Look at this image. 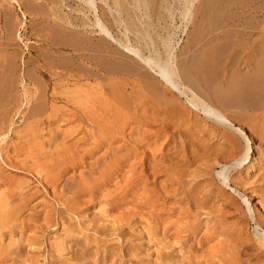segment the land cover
I'll use <instances>...</instances> for the list:
<instances>
[{"label": "rangeland", "instance_id": "1", "mask_svg": "<svg viewBox=\"0 0 264 264\" xmlns=\"http://www.w3.org/2000/svg\"><path fill=\"white\" fill-rule=\"evenodd\" d=\"M47 1L48 0H23L22 1L24 10L25 11L29 10V11L27 12L28 19L26 22V27L24 30H22V33L20 35L21 38H20L18 32H16V30L9 32L10 30H6L5 28H3V25H4L3 23L0 24V37L3 35L2 36L3 38L2 39L0 38L1 39L0 45L4 44L2 47L0 46V49H1L0 50V67H1V64L4 65L2 68H0L2 70L4 69V71L0 70V71H2V72H0L2 74V75L0 74V78H1L0 79V91H1L0 92V100L3 98L5 99V100L3 99L4 102H2L3 100H1V102H0V104H1L0 107L2 106L0 108V142L2 139L1 135L3 133L7 132L9 134L11 132L7 137L8 140L6 139V141L2 143L4 152H5V159L3 161L0 159V174L2 171H5V174L10 175V177H12V175H16V176H18V178L19 177H21V178L25 177V178L30 179L32 181L36 180L35 184H33V187L29 188V189L31 192L36 191V189L39 190L37 185L39 184V178L38 177L40 175L38 173V170H36V169H38V168H36V166H38V165H36V163H38L37 160H39V159L35 160V158H37L36 154L41 149L48 150V148H49L52 150L53 147H56V146L62 147V145L64 143L62 141L64 137H62V136H63V134H65L66 136H68L67 146L70 145V147L68 146V153L65 157L66 159L64 157L59 156L58 151L55 153L56 162H58V165L61 166L60 167L61 170H63V172L61 173L62 174L61 180L56 183L57 186L59 184H61L59 192L63 191L62 194H64V192H66L68 195L71 196L72 194H69V189L71 187H73L75 182L76 183L84 182V181L86 183H88L90 181L93 182V179H95L99 175L98 174L99 173L98 168L103 169V168H106V166H107V168H109V170L106 169V171L109 172V178L102 180V181H105V185L103 186L102 190L98 194H96L95 196H92V197H90L88 194H85V196L84 195L83 196L77 195V197H78V198L76 197L77 200L74 199L72 201V199H70L72 202L71 206H73V208H75L76 211H75V209L70 208L71 211L68 210L65 212V214H67V218L71 219L72 225H74L79 220L78 223H79L80 228L83 229V231H86L84 235L88 237V238H85V237L83 238L82 236H79V238L78 237H75V238L78 239V241H83V242H86V240H90V239H96V237H97V239L101 238L100 240L106 241L107 245H109V244L114 245L115 244L116 249L113 252H112V250L105 252V251H103V249L105 250V246H102V247H104V248H101L102 251L100 249H98L97 247H95L94 249L93 248L89 249V248H83L81 246L80 247L75 246L73 249L70 248V250H66L65 252H63L65 255L60 256L59 252L56 250L55 247H52V246L44 247V245L41 246L40 243H42L43 240L45 242H49V244L51 242H55V241H59V240L63 241L62 237L65 235L66 227L68 226V223L67 222L65 223V221H64V223H61L58 221L56 223L53 221L52 217H51L52 220L47 218L46 212L48 211V209L46 208V206H49V205L53 206L55 204V205H57V208L60 206L59 209L63 208L64 210H67L65 207H62L61 205H59L58 200H55V198L52 196V194H49V197H51L49 200L51 202L48 205L42 204L39 207V211L42 212V214H43V215H41L42 218H39L38 220H35L33 222L32 216H33V213L35 212V210H31L28 207H26L24 211L19 213V214H21V219H23L22 224H21V222L16 221V219H14V218L9 219L6 221V223L2 224L3 226H2V228H0V243H1L0 244V264H8V263L9 264H15L18 261H20V263H16V264H30L31 259L36 260V262L34 264H48V262H52V261H55L56 264H58V263H60V264H110L111 263L112 264V261H113V264H196V263L198 264L199 262H201L202 264H220V263H218V260H220V256L223 258L224 255H225V259H223L224 264H227L229 259H235V258H236L235 260H237L238 264H264L263 263L264 262V254H262L261 256H258L257 250L248 251L245 253H240L239 250L237 251V249L233 250V248H234L233 247L232 251H231L232 254L227 253L228 252L227 246H228V244H230V241L225 242L224 241L225 238L223 236H221V234L218 231L214 235L209 234V236H206L207 235V229L210 226L214 225V222H211L212 225L209 224L210 221L208 218H212L211 221H213L215 219V217H217V216H220V217L222 216V218H224L223 227H228V226H231L232 224H235L236 222H238L240 224L239 227L245 228L246 232H248L249 238L252 239V241L250 243H253L255 240H258V237H256L257 235H259L258 233H264V228L258 227V221H256V219L257 220L261 219L262 221L264 220L263 207L260 205V203H258V200L255 199V194L253 197H251L249 199L248 196L245 197L246 194L244 193V191L243 190L239 191V189L236 191H233L235 189L226 188L228 195L235 197V199L237 200V203L239 205H242L243 208H238L239 205L236 202L234 205H230L228 203L225 205L224 204V203H226L225 200L221 201L220 200L221 198L217 199L215 203H211L214 207L213 213H215V214L212 216H208V215L204 214L200 217V224H199V226L197 225L198 228L194 229L196 235H194L193 240L189 241L188 243H185L184 247L180 246L179 243H174V241L172 239H171V243H169L167 240L164 241L163 236L165 233V226H161V227L158 226L157 228H155V230H156L155 232L157 233V236H155L154 238L150 239L149 236L142 238L141 235L139 234V231H140V229H142V230L145 229L144 227L147 226L146 224H148L150 221V220H148L149 218L147 216L149 214L146 213V211H144L145 212V216L143 215L144 217L137 218V216H135L134 218L131 217L129 219L128 224H126L124 222L126 225V226L124 225L125 230H124V232L120 231L119 227L120 228L122 227L119 225L120 224V217H121L120 212L122 211L123 207L120 205L121 201H120V196H119V181L121 179V176L119 175V163H118L119 162V152H118L119 150L117 151V149H119L118 148L119 147V119H118L119 118V116H118L119 115L118 114L119 113V93H117V92H119V86H121V84L123 82V77H122L123 75H119V73H114V74H108L107 73L106 67L112 66V65L108 61H106V59L104 57H106L109 54H107V53L105 54V52L98 53L96 51L94 54H96V53H97L96 55L102 54L103 56L101 55V59H99L100 56L98 55L99 58L94 59L92 61L91 59H89L91 53L88 51L85 52V50L82 51L80 48H82V49H84V48L82 46H80L79 43L76 41V38L77 37L80 38V35H81V37L82 36L86 37L85 40H88L92 43L101 42V41H99V39H101V36L99 35V33L97 31L98 28L96 29V27L94 28V26L92 25V23H94V21L96 20L95 15H93V13H94L93 11L90 13V11L88 9H83V4L80 2V0H70V1L67 0L64 2H60L61 0H54L55 3L58 1L57 2L58 3L57 4L58 10H59L58 17L54 16V15L49 16V14L47 15L46 13L49 11V9H52L50 7H52L53 5L51 4L52 0H49L48 2ZM27 2H28V4H27ZM32 2H33V5H32ZM107 2H108V4H107ZM164 2H162V3L161 2H158V3L152 2L148 6L142 4L141 5L142 7H140V9H138V7H137L138 10H134L132 13H130L131 15H129L126 12H123V15H118L119 13H121L119 11L122 10L119 3H116L114 0H110V1L96 0L95 1V3L97 4L98 10H99V13H98L99 17L102 19L103 23L108 25V27L115 34H117L118 37L120 36L119 38H121L123 40H125V39L127 40L129 38L133 44L141 47L146 52L148 51L147 48H150V47H148L149 46L148 44H152V42L155 41L156 42V48L160 51V53L162 52L161 54L163 57H165V53H166L165 52L166 51L165 43L168 41L166 44L167 45L169 44L168 45L169 47H172V49H175V55L177 54L175 56V58L178 57L175 59L177 64L175 63V61H174V63L176 65V67H178V70L180 72V75H181L183 82L186 83V80L184 81V79H187L186 85L189 86L190 88L192 87L191 89H194L193 86H196L195 89L196 90L199 89L202 92L201 93L200 91L197 92L194 90L199 95L204 93V96H205L206 95L205 93L209 92L210 96H213V98L215 99L214 92L216 93V90H218V86H219V85L218 86L216 85V81L217 82L220 81V82H218L219 84L221 83V78L224 79V77H222L223 73H224L223 76L225 74L229 73L227 75L229 78L228 81L231 80L232 76H236L237 74L238 75L236 76V78H243L244 77V75L248 71V68H246L244 65H241L242 67H244V68L241 67L243 69L242 70L240 68V62H237V61H239L237 59V57H234V58H232V57L228 58L227 57L228 55H230L229 54V48H227L228 53L226 52V49H225L226 55L222 54V49L224 50V48H226L228 44H225V42H223V41H221V42L216 41V36L217 35H223L226 33H231V32L237 33V35H240V36H241V34L242 35H254L256 37L264 35V0H181V1L180 0H178V1L177 0H169V1H164ZM185 2H187V3L185 4ZM4 3L6 5H9L8 3H10V2H9V0H0V8H1V6H3ZM38 3H39V5H38ZM72 3H73V5H72ZM25 4H27L28 9H26V6H24ZM37 6H38V8H37ZM47 6H48V10H47ZM126 6L129 7V9H131V8L137 6V3H134V1H132V0H127ZM166 7H167V9H165ZM186 7L189 9L188 10L189 12H187V13H190V15H188L189 17L188 16L186 17V14L184 13L187 11ZM29 8L32 10L31 12H30ZM35 8H37V9H35ZM39 8H41L43 10L40 11L41 9H39ZM36 10L38 12H36ZM15 11H16L15 13H19V10L16 9ZM39 11L41 14L39 13ZM68 15L71 16V19L69 20V22L73 21L74 25H70L69 22L67 21ZM88 15L90 16V19L87 18ZM78 17L80 19H76ZM83 18H87V19H85L87 21L86 24L84 23ZM134 19H135L136 25L139 26L138 28L140 29V31H137V29H135V26L132 25L131 22H133ZM122 21H126V23H128V26L127 27L124 26L123 25L124 23ZM33 22H35L34 25H33ZM59 23H61V24H59ZM147 23H149V24H147ZM47 24L49 25L48 27H46ZM50 24L52 25L53 31L49 28L51 26ZM88 24H89V26H87ZM60 25H62V26L60 27ZM63 26L66 27V30H65V28H63ZM144 26L146 28H144ZM56 27H57V30H60L59 32H61L63 34V36H58L59 32L56 33L55 32L56 30L54 31V29H56ZM125 28L126 29L128 28V29L125 30ZM78 30H80V32H84V30H85V33H80ZM50 31H51L52 35L49 34ZM47 32H49V33H47ZM66 32H67V34H65ZM44 33H45V35H44ZM61 33H59V35H62ZM74 33H76V34H74ZM148 33L150 35H148ZM154 33L156 35H154ZM54 34H56L55 36H58L59 38L60 37L61 38L59 39L58 37L57 38L53 37ZM195 34H197V35H195ZM198 34H199V36H198ZM207 34L209 35V37H206ZM204 35H206L205 36L206 40L203 38ZM214 35H216V36H214ZM51 36H52V38H51ZM196 36H198V37L196 38ZM62 37H63V39H62ZM72 37H75V39ZM54 38H56V39H54ZM69 38H70V40H69ZM65 39H66V41H65ZM145 39H146V41H145ZM159 39H160V41H159ZM207 39H209V41H207ZM60 40H62V41L64 40L63 43H62V41L60 42ZM149 40H151V41H149ZM70 41L72 42V45H71ZM204 41H206L205 43L207 45L204 43ZM66 42H69L70 47H69L68 43H66ZM211 42H213V43H211ZM76 44L78 47L80 46V48L77 49L78 52L75 49L77 47ZM194 44H195V50L193 47ZM66 45H68V46H66ZM110 45H111V48L114 49L113 51L111 49V51L113 53L114 52L116 53L115 56H117V58L119 57V53L123 54L124 51L118 50L120 47L116 46L114 43H111ZM202 46H204V47H202ZM215 46L217 47V49L215 48ZM218 46H220V47L225 46V47L220 48ZM145 47H147V48H145ZM185 47H187L188 50L185 49ZM201 47H202V49H201ZM228 47H229V45H228ZM41 48L44 50V51H42V53L45 52V50H46V54L41 53V55H40L39 52L41 50H39V49H41ZM151 48H153V45H151ZM199 48H200V51L198 50ZM219 48L221 49V51ZM48 50H50L51 52ZM79 50H81V51H79ZM186 50H187V53H186ZM210 50H211V52H210ZM215 50H217L216 53H215ZM218 50L220 51L219 55H218V53H219ZM24 51H25V53H24ZM183 51H185L184 57H183L184 54L182 53ZM207 52L209 54L212 53V55L205 54ZM47 53H48V55H50L49 58L51 57L50 58L51 60L46 56ZM51 53L53 55L54 54H56V55L53 57V55ZM59 54H60V56L62 55V57L59 56L60 58L55 59V57H58L57 55H59ZM124 54H126V53L124 52ZM42 55H43V58L41 57ZM80 55L82 57H79ZM186 55H187V57H186ZM192 55L197 60L194 59L192 57ZM195 55H196V57H195ZM205 55H207V56H205ZM15 56H16V61H15ZM31 56H34L36 59L34 57H32L33 58L32 59ZM63 56L64 57L66 56L67 59L64 58ZM67 56L70 59H68ZM197 56H198V58H197ZM191 57H192V59H194L193 64L190 63L191 61H193L191 59ZM216 57H218V58H216ZM220 57H222V58H220ZM117 58L115 60H119V58L118 59ZM205 58L208 59V62H207V59H205ZM31 59H32V61H31ZM71 59H72V61H71ZM223 59H224V61H222ZM11 60H12V62H11ZM195 60L197 61L198 64H195V62H196ZM28 61H30V66H28L29 65L27 63ZM103 61H104V63H103ZM14 62L16 63L15 68H14V64H15ZM47 62L49 64H47ZM53 62L54 63L57 62V64L58 63L61 64V62H63L64 65L61 64V66H60L59 64L57 65L56 63L54 64ZM65 62H67V63H65ZM73 62L76 63V65H79L81 62V65H85L86 67H88V69L92 68L91 70L95 71L97 73L98 77L101 74H103L104 77H102L103 75H101V77L103 79L102 80H100L101 78H94L93 79V77L83 75L84 72L81 71V69H78V66L76 69V66L72 67L70 65ZM181 62H183L186 65H184ZM39 63H41L42 65ZM68 63H70V64H68ZM102 63L104 65L107 64L108 66L107 65L104 66ZM203 63L205 64V67H204ZM221 63H222V66H224V68L223 67L219 68V70H220L219 75L221 78L218 79L219 77H215V76H218V74L213 75L212 73H213V70H216V71H214V73L215 72L218 73V70L216 68L219 67V65ZM226 63H227V68H226ZM95 64H97V65L100 64V65L97 66ZM217 64H219V65H217ZM233 64L236 66H234ZM196 65H199V66H196ZM206 65H208V67ZM216 65H217V67H216ZM89 66L91 68H89ZM101 66H103V67H101ZM114 66H112V67H114ZM194 66H195L194 69L197 68L195 71L193 70ZM202 66L204 68H202ZM43 67H45V68H43ZM206 67H207V69H206ZM232 67H233V70L232 69L230 70L229 68H232ZM6 68L8 71L6 70ZM188 68L191 70H189ZM200 68H201V70H200ZM213 68H215V69H213ZM31 69L32 70L34 69V70L32 71ZM235 69L237 71V74L235 72ZM67 70H70L71 72H68ZM115 70H117L119 72L118 69H115ZM196 71H197V74H194L193 72L196 73ZM203 71H205V72L207 71L208 74L206 73V75H205V73H204V75H205L204 76ZM5 72L7 74H5ZM53 72H54V74H53L54 76L52 75ZM210 72H212V73H210ZM221 72H222V74H221ZM225 72H228V73H225ZM85 73H87V71ZM62 74H63V76H62ZM201 74L204 76L203 78H201L202 77ZM209 74L211 75V77L214 81L211 82ZM207 75H209V77H208L209 79L205 78V77H207ZM213 76H214V78H213ZM125 77L126 76H124V78ZM190 77L192 79H190ZM4 80H7V81H4ZM59 81H62V82L65 81V82L61 83ZM15 82H17V83H15ZM80 82H83V84ZM189 82H192L191 86L189 85L190 84ZM98 83H100V84H98ZM119 83H121V84H119ZM159 83H161V82H159ZM204 83H207L208 86L205 85ZM209 83L211 85L213 84L212 85L213 89H212V86L210 87ZM101 84H103V87L101 86ZM11 86H12V88H11ZM162 86L165 87L166 89H168L165 84H162ZM2 87H4L5 89H3ZM54 87H55V89H57L58 94H55V92L57 93V91L54 89ZM70 87L72 89L81 87L87 93L83 92V93H80V95L76 94V93H69L67 91L71 90ZM207 87H209V89ZM210 88L212 90H210ZM9 89L11 90V93L13 95L8 93V92H10ZM67 89H69V90H67ZM114 89H116L117 91ZM7 90H8V92H7ZM3 91H5V92H3ZM61 93L63 95H60ZM114 93H116V94L114 95ZM82 94L84 97H81ZM112 94L114 95V97ZM59 95H60V97H59ZM45 96H48L49 98H56L54 100H52V99L50 100V107L49 108L48 107L45 108L44 105L42 104V100L45 98ZM90 96L92 98V99L90 98L92 101L89 99ZM115 96L117 98H115ZM58 98H60V100H58ZM82 98H84V100ZM230 98L231 99L227 98L226 99L227 101L216 98L217 101L221 100L220 101L221 103L220 102L219 103L221 104L222 108H220V109H223V112H226L229 116L230 115L238 116V118L244 119V117H242V115H241V113H243V112H241L242 110L240 111V109L245 110L246 107L248 108V106H249L251 108L253 105L250 106L249 102H248L249 105H247L245 102L244 103L241 102L240 101L241 99H239L238 103H237L238 100L236 101L234 99L236 102V104H235L233 98L232 97H230ZM101 99H102V101H101ZM243 99H245V98L242 97V101H243ZM249 99L251 100V98L248 97V100ZM253 99L255 100V98H253ZM253 99L251 101L254 102ZM88 100L90 102H88ZM228 100H229V103H228ZM260 100H262V99L260 98ZM183 101H184V99H183ZM230 101H232V102H230ZM258 101H259V97H257L255 100V103H254L255 107H257ZM225 102L227 104H229V106H230L229 109L227 108L229 106L227 104L225 105ZM240 102L243 103V105L240 104ZM110 103H112V104H110ZM230 103L231 104L234 103L235 105H237V104H240V105L238 107V106H234L232 104L233 105V108H232V105H230ZM259 103L262 105V101L261 102L259 101ZM53 104L57 105L54 109L51 107V105L53 106ZM244 104H246V105H244ZM251 104H253V103H251ZM5 105H6V107H5ZM224 106H225V109H224ZM241 106H243V108ZM244 106H245V108H244ZM34 107L36 110L34 109V111H33ZM80 107H82V108H80ZM115 107H117V108H115ZM234 107L239 108V109L235 110ZM252 109H253V107H252ZM252 109H248V111L246 109L244 112L247 111L246 115L250 114L254 110V109L253 110ZM52 110L54 111V113L52 112ZM39 112H42V114L37 115V117H36V113L40 114ZM83 113H84V115H88L90 118L92 117L94 119V125H93V120L92 119L88 120L87 117L85 119V116L82 115ZM31 114H32V116H30ZM97 114H98V116H97ZM243 115H244V113H243ZM201 117L205 118V116L203 114H201ZM39 118H40V120H39ZM51 120H52V122H51ZM96 121H97V123H96ZM242 124H243V122H242ZM58 125L60 126V128ZM100 125H102L101 126L102 128L104 127L103 128L104 132H103L102 128L100 127ZM106 126H108V127H106ZM243 127H244L245 133H247V137L249 138L251 136V132L249 131V127L246 124H244ZM44 128H45V130H44ZM42 130L44 132H42ZM68 130L71 132H69ZM47 131H48V133H45ZM99 131H101V133H103V134H99ZM33 132H35V133H33ZM59 132H61V133H59ZM75 132H76V135H73ZM93 132H95V133L93 134ZM42 133H43V135H42ZM249 134H250V136H249ZM29 135L32 136L33 138L30 137ZM71 135H72V137H71ZM88 135H90V136H88ZM58 136H59V138H58ZM107 136H109V137H107ZM34 137L35 138L37 137V138L35 139ZM53 137L54 138L56 137L55 141H54ZM97 137H99L100 139L97 140ZM251 138H252V136H251ZM29 139H30V141H29ZM46 139H47L48 143L46 142ZM56 139H57V141H56ZM180 140L181 139H179V141ZM256 140H258V139H256ZM256 140L253 139L254 142H253L252 146L254 148L251 151V154H252V152L255 150V154H253L255 159L259 157V154L256 151V147L259 145V140L258 141H256ZM55 142H57V143H55ZM94 142L97 144H95ZM103 142H105V143H103ZM246 142H247L246 139H245V141L243 140V142H242L244 148H247L249 145V144H247L248 142L247 143ZM33 144L35 146H33ZM51 144H53L52 145L53 147L51 146ZM76 144H77V147H75ZM250 144H251V142H250ZM174 145H176V144L173 143L172 146H174ZM21 146L22 147L25 146V147H23V150H21L22 149ZM38 149H40V150H38ZM91 149L93 150V152ZM55 150H57V149H55ZM29 152H31V153H29ZM21 154H23V155L21 156ZM11 159H13L15 161L18 160L17 161V162H19L18 164L22 163L20 165V167H22V168L29 166L28 167L29 171L26 173L24 171L22 172L19 170L12 169L9 166ZM248 160H250V158ZM90 162L92 163V165ZM27 164H28V166H27ZM6 165H7V167H6ZM66 165H71V166H69V169H66ZM34 166H35V168H34ZM91 166H94L93 167L94 169L96 168L94 172L92 171ZM108 166H110V167H108ZM217 166H216V170L211 171V174L209 175V177L215 178L214 185H213L215 188L223 186L222 185L223 180L221 178V173H222L223 168L221 167V164H218ZM232 166H233L232 163L228 164L229 168H231ZM248 166H250V165H248ZM248 166H246V168L244 169V174H245L244 176L246 177V179L254 180L253 182H257V184L259 185L260 182L257 181V177H256V171L257 170L253 169V168L248 169ZM32 169H33V171H32ZM34 170L37 172H35ZM34 173L37 174L36 177H35ZM57 173H58V171L55 173V175H57ZM215 173L218 174L217 177H216ZM236 173H237L236 170H231L230 172H228L227 176L230 178L232 175H235ZM30 174H32V175H30ZM81 174H83L84 176H82ZM71 175H72V177H71ZM219 175H220V179H218ZM75 177H76V179H73ZM90 178H91V180H90ZM62 179H63V181H62ZM69 179L71 180V182L70 181H69L70 183L66 182ZM72 181L74 184L72 183ZM66 184H68V187ZM62 185L64 187H62ZM65 185H66V187H65ZM40 189H43V187L41 185H40ZM104 192L105 193L111 192L113 194V196H112L113 198H111V201H110L111 204L109 205V207L104 206L106 204V201H104V199L102 198L103 195L105 194ZM241 196H242V198H241ZM91 198H92V200H91ZM130 198H131V196H130ZM42 199L43 198L40 197L38 200H35L32 203V205L36 204L39 201H43ZM222 199H224V198H222ZM258 199L261 200L260 194H259ZM101 200H103L104 202L102 201V203H101ZM244 203L246 204V206L244 205ZM247 203H248V205H247ZM220 204H222V205H220ZM105 207H106V209H110L111 212H107L105 214H102L101 211L104 210ZM99 210H100V212H97ZM251 211L254 213H252ZM79 212L83 213L82 215H84V216H82V217L79 216V214H80ZM219 212H221V213L223 212L222 213L223 215ZM227 212L229 215L225 214ZM229 212H231V213H229ZM103 215L104 216L106 215V216L104 217ZM244 216L248 217L247 222L241 221L242 220L241 218H243ZM24 217H26V218H24ZM225 220H226V222H225ZM85 221H86V223H85ZM140 222L143 225L145 223L146 224L144 226L142 224L139 225ZM111 223L114 225H112ZM36 224H38L40 226L35 229L33 227ZM25 225H27L29 228H27ZM20 226H21V228L26 227L23 229V234L21 233L22 229L20 228ZM104 226H106V227H104ZM72 227H74V226H72ZM63 228H65V229H63ZM252 228L255 229V231ZM258 228H260V229H258ZM15 229H16V231H15ZM137 229H138V231H137ZM116 231H117V233H116ZM143 231L147 232V230H143ZM47 232H48V234H47ZM171 232L174 233L175 230L173 229ZM248 234H245L244 238L247 237ZM22 238L25 239V245H24L25 247L23 250L19 251V250L15 249V245L10 244V243H12V241H15L17 239H22ZM109 238H110V240H109ZM35 239H38L39 242L38 243L36 242L37 244L32 247L30 245V243L33 242V240L35 241ZM200 240H202L203 242L205 241L204 245H200L198 243V241H200ZM122 242H124V244H126V245H124L123 249L120 250L118 247H119V243H122ZM157 244L159 246H155ZM70 245H71V243H69V246ZM191 246H193V247H191ZM179 247H180V249H179ZM174 248H176V249H174ZM188 250L189 251L191 250V252L193 251V253H194L193 255H191V257H190V253H188ZM205 250H206V252H204ZM75 251H76V253H75ZM224 251L226 252L225 254H224ZM16 252H18V253H16ZM235 252H237V253H235ZM214 253H215V255H214ZM96 254L98 255V257ZM107 254L108 255L110 254L111 256H109V258L105 260L104 258ZM183 254L185 256L188 255L189 258L185 257ZM195 254H199V255H197L198 257L194 258ZM234 254H235V256H234ZM36 255H37V257H36ZM84 257L86 258V260ZM14 258H16V259H14ZM20 258H21L22 262H21ZM26 258H28L29 260L27 261ZM50 259H51V261H50ZM70 259H72L73 261L75 260V261L73 262ZM192 259H194V260H192ZM206 259L209 262H207ZM123 260H124V262H123ZM201 263H199V264H201Z\"/></svg>", "mask_w": 264, "mask_h": 264}, {"label": "bare ground", "instance_id": "2", "mask_svg": "<svg viewBox=\"0 0 264 264\" xmlns=\"http://www.w3.org/2000/svg\"><path fill=\"white\" fill-rule=\"evenodd\" d=\"M22 1L23 0H9V2H10V3H8L9 5H6L4 3L3 6H1V8H0V24L3 23L4 24L3 28H5L6 30H10L9 32L16 30V32H18L19 36L21 35L22 30H24L26 27V22L28 19L27 12L29 11V10L28 11L24 10ZM53 1L54 0H52V3H51L53 6L50 7L52 9H49V11H48L49 13L47 12L46 14L47 15L49 14V16L54 15V16L58 17V13H59L58 5H57L58 1L56 3H55V1L54 2ZM64 1H67V0H61L60 2H64ZM95 1L96 0H80V2L83 4V9H88L90 11V13L92 11L94 12L93 15H95L96 20L94 21V23H92V25L94 26V28L95 27H96V29L98 28L97 31H98L99 35L101 36V39H99V41H101V42L92 43L88 40H85L86 37L82 36L84 38L83 39L80 35V38L77 37L76 41L84 49L80 48V46L78 47L77 44H76L77 47L75 49L77 50L78 48H80L82 51L85 50V52L86 51L90 52L91 58L89 57V59H91L92 61L94 59L99 58L98 57L99 54L98 55H96L97 53L94 54L96 51L98 53L105 52V54L106 53L109 54L104 58L112 66H114V65L115 66L112 67V66H108L107 64L104 65L103 64L104 61H103L102 64L104 66H106V65L108 66V67H106L107 73L108 74L119 73V75H123L122 76L123 82H122V84L119 83V84H121V86H119V92H117V93H119V113H118L119 115L117 114L119 116V118H118L119 119V147L118 146L117 147L119 149H117V151L119 150L118 151L119 152V162L118 163H119V175L121 176V179L119 181V196H120V201H121L120 205L123 207L122 211L120 212L121 217H120V224L119 225L122 226L121 228L119 227L120 231L124 232L125 226H126L125 223L128 224L129 219L131 217L132 218H134L135 216H137V218L144 217L145 216L144 211H146V213L149 214L147 216L149 218L148 220H150V221L148 224H146L144 222L147 226H145L144 227L145 229H143V230H147V232L143 231L142 229H140V231H139V234L141 235L142 238H144L146 236H149L150 239L154 238L155 236H157V233L155 232L156 231L155 228H157L158 226H160V227L165 226V233L163 236L164 241L167 240L169 243H171V239H172L174 241V243H179L180 246L184 247L185 243H188L189 241L193 240L194 235H196L194 229L198 228V226L200 224V217L204 214H206L208 216H212L215 214V213H213L214 207L211 203H215L216 200L220 199V198H221L220 199L221 201L225 200V202H226V203H224L225 205L227 203L230 205H234L235 202L237 203V200L235 199V197L228 195L226 188L235 189L233 191H236L238 189H239V191L243 190L244 193L246 194L245 197L248 196L249 199L251 197H253L255 194V199L258 200V203H260V205L263 207V210H264V35L256 37L254 35H242L241 34V36H240V35H237V33H232V32L226 33L223 35H217V36L214 35V36H216V41H219V42L223 41V42H225V44L229 45V47L227 45L226 48H224L225 46L224 47L222 46L224 48V50L222 49V54H225V49H226V52L228 53L227 48H229V54L230 55H228L227 57L228 58L229 57H232V58L237 57V59L239 60L237 62H240V68L242 67L241 65H244L246 68H248V71L246 72V74L244 75L243 78H236V76L238 74H237V71L235 69V72L237 75L232 76L231 80L228 81L229 78L227 75L229 73L225 72L228 74H225L223 76L224 73L222 74V72H221L222 77H224V79H222L219 75L220 74L219 68H221V67L224 68V66H222V63L220 64L221 66L219 64H217V65H219V67H217V65H216L217 68L216 67L215 68L218 70V73L217 72L214 73V71H216V70H213V73L210 72L213 75L218 74V76H215V77H219L218 79L221 78L220 84L218 83L220 81H218V82L216 81V85L217 86L219 85V86H218V90H216V93L214 92V94H215L214 95L215 99H214L213 96H210L209 92L205 93L206 94L205 96H204V93L200 94V95L198 93H196L195 91L199 92L200 90L199 89L196 90L195 89L196 86H193L194 89H191L192 87L190 88L189 86H187L186 85L187 79H184V81L186 80V83L183 82L181 75H180V72L178 70V67H176V65H175V63H176L175 59L178 58V57L175 58V56L177 54L175 55V49H172V47L168 46L169 44L168 45L166 44L168 41L165 43V48H166L165 52L166 53H165V57H163L161 54L162 52L160 53V51L156 48V42L155 41L152 42V44H148L149 45L148 47H150V48L145 47L148 50L146 52L141 47L133 44L126 35L125 36L128 38L127 40L125 39L126 41L119 38L120 36L118 37L117 34H115L108 27V25L103 23L102 19L99 17V15H98L99 10H98V7H97V4L95 3ZM107 1H110V0H107ZM114 1L116 3H119L120 7L122 9L120 11L118 10L119 12H121L118 15H123V12H126L129 15H131L130 13H132L134 10L140 9V7H142L141 6L142 4L148 6L152 2L153 3H158V2L162 3L164 1H169V0H132V1H134V3H137V6L131 8V9H129V7L126 6L127 0H114ZM186 3L187 2H185V4ZM27 4H28V2H27ZM27 4L24 5V6H26V9H28ZM107 4H108V2H107ZM32 5H33V2H32ZM38 5H39V3H38ZM72 5H73V3H72ZM137 7H138V9H137ZM37 8H38V6H37ZM37 8H35V9H37ZM16 9L19 10V13H15ZM39 9H41V8H39ZM165 9H167V7ZM42 10L43 9H41L40 11H42ZM47 10H48V6H47ZM188 10L189 9L187 8V11L184 12L186 14V17L188 15H190V13H187V12H189ZM31 11L32 10L30 9V12ZM40 11H39V13H40ZM36 12H38V11L36 10ZM87 18L90 19V16L88 15ZM87 18H83L84 19L83 21L85 24L87 23V21L85 20ZM70 19H71V16L68 15L67 21L69 22ZM76 19H80V18L78 17ZM122 22L124 23V24L122 23L124 26H126V27L128 26V23H126V21H122ZM34 23L35 22H33V25H34ZM131 23H132V25L135 26V29H137V31H140V29L138 28L139 26L136 25L135 19ZM59 24H61V23H59ZM69 24L74 25L73 21H70ZM147 24H149V23H147ZM48 26L49 25L47 24L46 27H48ZM61 26L62 25H60V27ZM87 26H89V24ZM49 28L52 30L53 29L52 25ZM63 28H65V30H66L65 26H63ZM144 28H146V27L144 26ZM127 29L125 28V30H127ZM54 31L57 33L60 30H57V27H56V29H54ZM78 31L80 32V30H78ZM47 33H49V32H47ZM59 33H61V32H59ZM59 33H58V36H63L62 33H61L62 35H59ZM80 33H85V30H84V32H80ZM49 34L52 35L51 31ZM65 34H67V32ZM74 34H76V33H74ZM44 35H45V33H44ZM55 35L56 34H54L53 37L57 38L58 36H55ZM148 35H150V34L148 33ZM154 35H156V34L154 33ZM195 35H197V34H195ZM2 36L0 37L1 39L3 38ZM198 36H199V34H198ZM198 36H196V38ZM205 36L206 35H204L203 38L206 40V37H209V35L207 34V36L206 37ZM20 38H21V36H20ZM51 38H52V36H51ZM56 38H54V39H56ZM72 38L75 39V37H72ZM62 39H63V37H62ZM69 40H70V38H69ZM61 41L62 40H60V42ZM63 41H62V43H63ZM65 41H66V39H65ZM145 41H146V39H145ZM149 41H151V40H149ZM159 41H160V39H159ZM207 41H209V39H207ZM205 42L206 41H204V43ZM0 43H1V41H0ZM66 43H68V45H69V42H66ZM111 43H114L116 46H118L122 49L121 50L119 48L118 49L119 51H124L126 53V54H124V52H123V54L119 53V57H118L119 60H115L117 58V56H115L116 55L115 52L114 53L112 52L114 49L111 48V45H110ZM211 43H213V42H211ZM3 45H0V46L2 47ZM68 45H66V46H68ZM71 45H72V42H71ZM151 45H153V48H151ZM69 47H70V45H69ZM193 47L195 50V44ZM202 47H204V46H202ZM202 47H201V49H202ZM218 47H220V46H218ZM222 47H220V48H222ZM215 48L217 49L216 46H215ZM111 49H112V51H111ZM185 49H187V47H185ZM39 50H41L39 52L41 55L42 51H44V50L42 48ZM81 50H79V51H81ZM187 50H186V53H187ZM198 50L200 51V48ZM48 51H50V50H48ZM216 51L217 50H215V53H216ZM220 51H221V49H220ZM220 51L218 50V52H219L218 55L220 54ZM77 52H78V50H77ZM208 52L205 54L208 55L211 52V50L209 53ZM24 53H25V51H24ZM182 53L184 54L185 51H183ZM42 54H46V50ZM55 55L56 54H54L53 57ZM101 55L102 54L99 55L100 56L99 59H101ZM207 55H205V56H207ZM209 55H212V53ZM46 56L49 58L50 55H48V53H47ZM57 56L58 57H55V59L62 57V55L60 56V54ZM184 56H185V54L183 55V57ZM32 57H34V56H31V58ZM41 57L43 58V55ZM79 57H82V56L80 55ZM186 57H187V55H186ZM192 57H193V55H192ZM192 57H191V59H192ZM195 57H196V55H195ZM64 58H66V56ZM197 58H198V56H197ZM216 58H218V57H216ZM220 58H222V57H220ZM32 59H31V61H32ZM68 59H70V58L68 57ZM194 59H196V58H194ZM194 59H192L193 61L190 62L191 64H193ZM205 59H207V58H205ZM15 61H16V56H15ZM71 61H72V59H71ZM174 61H175V63H174ZM222 61H224V59ZM11 62H12V60H11ZM207 62H208V59H207ZM27 63L29 64V65L28 64L27 65L30 66V61H28ZM55 63L57 64V62H55ZM65 63H67V62H65ZM181 63H183V62H181ZM204 63H203V65L205 67ZM39 64H41V63H39ZM47 64H49V63L47 62ZM58 64L61 66V64H63V62H61V64L60 63H58ZM68 64H70V63H68ZM195 64H198L197 61L195 62ZM70 65L72 67L76 66V69L78 66V69H81V71L84 72L83 75L93 77V79L94 78H101L100 80H102L103 79L102 77H104L103 74H101V75H103L102 77L100 74H99L100 76L98 77L97 73L95 71L91 70L92 68L90 66H89V68H91V69H88V67H86L85 65H81V62L79 65H76V63H74V62L71 63ZM95 65H97V64H95ZM98 65H100V64H98ZM184 65H186V64H184ZM3 66L4 65L1 64L0 68H2ZM15 66H16V63L14 64V68H15ZM196 66H199V65H196ZM206 66L208 67V65H206ZM234 66H236V65H234ZM101 67H103V66H101ZM204 67L202 66V68H204ZM207 67H206V69H207ZM233 67L229 68V69L233 70ZM43 68H45V67H43ZM194 68H195V66L193 67V70L195 71L197 68L196 69H194ZM215 68H213V69H215ZM226 68H227V63H226ZM242 68H244V67H242ZM115 69H118L119 72ZM0 70H2V69H0ZM6 70H7V68H6ZM189 70H191V69H189ZM200 70H201V68H200ZM2 71H4V69ZM2 71H0V72H2ZM67 71L71 72L70 70H67ZM86 71H87V73H85ZM207 71L206 72L203 71V75H204V73L206 75ZM193 73L197 74V71H196V73L195 72H193ZM5 74H7V73L5 72ZM53 74H54V72L52 73V75ZM203 75L201 78H203L205 76V75L204 76ZM209 75H207V77H205V78H208ZM62 76H63V74H62ZM124 76H126V77L124 78ZM213 78H214V76H213ZM190 79H192V78L190 77ZM210 79H211V82L214 81L212 79L211 75H210ZM7 80H4V81H7ZM59 82L63 83L65 81H63V82L59 81ZM159 82H161L162 84H165L168 89L163 87L162 84ZM15 83H17V82H15ZM80 83L83 84V82H80ZM189 83H190L189 85L191 86L192 82H189ZM98 84H100V83H98ZM204 84L207 85V83H204ZM209 85L211 87L213 84L211 85L209 83ZM101 86L103 87V84H101ZM2 88L5 89L4 87H2ZM11 88H12V86H11ZM207 88L209 89V87H207ZM54 89H55V87H54ZM212 89H213V86H212ZM212 89L210 88V90H212ZM55 90L57 91V89H55ZM67 90H69V89H67ZM114 90H116V89H114ZM3 92H5V91H3ZM7 92H8V90H7ZM67 92L76 93V94L80 95V93H83L85 91H84V89L79 87V88H74V89L71 88V90L67 91ZM8 93L12 94L11 90ZM85 93H87V92H85ZM55 94H58V91H57V93L55 92ZM115 94L116 93H114V95ZM60 95H63V94L61 93ZM60 95H59V97H60ZM114 95H113V97H114ZM81 97H84L83 94L81 95ZM230 97H232L233 100L234 99L236 101L238 100L237 103L239 102V99H241L240 100L241 102H243V103L245 102L247 105L250 104V106L253 105L252 107L254 110L252 109V107L251 108L249 106H248V108L246 107L247 111H248V109H252L253 112L246 115L247 111L244 112L246 109L245 110L240 109V111L242 110L241 112L244 113V115H243V113H241V115H242V117H244V119L238 118V116H232V115L229 116L226 112H223V109H220V108H222L220 101L221 100L225 101L227 98L231 99ZM242 97L245 98V99H243V101H242ZM248 97L251 98V100L253 98H255V100H256V98L259 97V101L260 102L262 101V105L258 101L257 107H255L254 106L255 100L253 99L254 102L251 101L250 99L248 100ZM90 98H91V96L89 97V99ZM115 98H117V97L115 96ZM216 98L221 99V100L217 101ZM260 98L262 100H260ZM3 99H1V100H3ZM51 99L54 100L56 98H49L48 96H45V98L42 100V104L44 105L45 108L50 107V100ZM82 99L84 100V98H82ZM183 99H184V101H183ZM1 100H0V102H1ZM4 100L2 102H4ZM58 100H60V98H58ZM235 100H234V102H235ZM101 101H102V99H101ZM232 101H230V102H232ZM88 102H90V101L88 100ZM241 102H240V104L243 105V103H241ZM248 102H249V104H248ZM250 102L253 104H251ZM228 103H229V100H228ZM110 104H112V103H110ZM226 104L227 103L225 102V105ZM232 104L234 106H238V107L240 105V104L235 105L236 102H235V104L234 103H232ZM232 104L230 103V105H232ZM246 104H244V105H246ZM227 105L229 106V104H227ZM233 105H232V108H233ZM56 106L57 105H54V104H53V106L51 105V107L53 109ZM5 107H6V105H5ZM117 107H115V108H117ZM241 107L243 108V106H241ZM80 108H82V107H80ZM227 108L229 109L230 106ZM234 108H235V110L239 109L236 107H234ZM244 108H245V106H244ZM34 109H35V107L33 108V111H34ZM224 109H225V106H224ZM52 112L54 113L53 110H52ZM39 113L40 114L36 113V117H37V115L42 114V112H39ZM201 114H203L205 116V118H202ZM82 115H84V113ZM30 116H32V114ZM84 116H85V119H86V117L88 118V120L92 119L93 125H94V119L92 117L90 118L88 115H84ZM97 116H98V114H97ZM39 120H40V118H39ZM51 122H52V120H51ZM242 122H243V124H242ZM96 123H97V121H96ZM244 124H246L249 127V131L251 132L252 138H251L250 134H249L250 137L249 138L247 137V133H245L244 127H243ZM101 126L102 125H100V127ZM106 127H108V126H106ZM59 128H60V126H59ZM103 128H102V130L104 132ZM44 130H45V128H44ZM35 132H33V133H35ZM42 132H44V131L42 130ZM69 132H71V131H69ZM45 133H48V131ZM59 133H61V132H59ZM94 133L95 132H93V134ZM9 134L6 132V133H3L1 135L2 139L0 142V159L2 161L5 159V152H4L2 143L6 141ZM99 134H103V133H101V131H99ZM42 135H43V133H42ZM73 135H76V132ZM88 136H90V135H88ZM30 137H32V136H30ZM62 137H64L62 140L64 142L63 143L64 146L62 145V147H61V146L55 145L56 147H53L52 146L53 144H51V146L53 147L52 150L49 149L48 147H47L48 150L38 149L40 151L36 154L37 158H35V160L39 159V160H37L38 163H36V165H38V166H36V168H38L36 170H38V173L40 175L38 177L39 178V184L37 185L39 190L36 189V191L31 192L29 189V188L33 187V184H35L36 180L32 181V180L27 179L25 177L24 178H21V177L18 178V176H16V175H12V177H10V175L5 174V171L1 172V174H0V228H2L3 223H6V221L11 219V218L16 219V221H19L22 224L23 219H21V214H19V213L24 211L26 207H28L31 210H35V212L33 213V216H32L33 222L35 220H38L39 218H42L41 215H43V214H42V212L39 211V207L42 204L48 205L51 202L49 200L51 198V197H49V194H52V196L55 198V200H58L59 205H61L62 207H65L67 210H64L63 208L59 209L60 206L57 208V205H55V204L53 206H50V205L46 206V208L48 209V211L46 212L47 218L51 219V217H52L53 221L56 223H57V221L61 222V223H64V221H65V223L66 222L68 223V226L66 227L65 235L62 237L63 241L59 240V241L51 242L49 244V242H45L43 240L42 243H40L41 246L44 245V247H47V246L55 247L56 250L59 252L60 256L65 255L63 252H65L66 250H70V248L73 249L75 246H78V247L81 246L83 248H89V249H91V248L94 249L95 247H97L100 250H101V248H104L102 246H105V250L103 249V251L107 252L109 250L110 251L112 250V252H113L116 249L115 244L114 245H110V244L107 245L106 241L100 240L101 238L97 239V237H96V239L86 240V242L78 241V239H76L75 237L79 238V236H82L83 238L84 237L88 238L87 236L84 235L86 231H83V229L80 228L79 223H78L79 220L74 225H72L71 219L67 218V214H65L66 211H68V210L71 211L70 208L75 209V208H73V206H71L72 202L70 199H72V201H73L74 199H76L77 195H80V196L84 195L85 196V194H88L90 197H92V196H95L96 194H98L102 190L103 186L105 185V181H102V180L109 178V172L106 171V169L109 170V168H107V166H106V168H103V169L98 168L99 169V173H98L99 175L95 179H93V182L90 181V182L86 183L84 181V182H78V183L75 182V184H74L72 181V183L74 184L73 187H71L70 189L68 188L69 194H72L71 195L72 197L70 195H68L66 192H64V194H62L63 191L59 192L61 184H59L57 186L56 183L61 180V178H62L61 173L63 172V170H61V168H60L61 166H59L58 162H56L55 153L58 151L59 154L58 153L57 154L59 156L65 158L67 153H68V146L70 147V145L67 146L68 136L63 134ZM71 137H72V135H71ZM107 137H109V136H107ZM55 138L53 137L54 141H55ZM58 138H59V136H58ZM99 139L100 138L97 137V140H99ZM179 139H181V140L179 141ZM245 139L248 142V143L247 142L246 143L249 144L247 148H244V146L242 144L243 140L245 141ZM253 139L259 140V145L257 147L255 146L256 151L259 154V157L256 159L254 158V155H253V154H255V150L251 154V151L254 148L252 146V144L254 142ZM258 140H256V141H258ZM29 141H30V139H29ZM56 141H57V139H56ZM46 142H47V139H46ZM250 142H251V144H250ZM55 143H57V142H55ZM103 143H105V142H103ZM173 143H175L176 145L172 146ZM95 144H97V143H95ZM33 146H35V145L33 144ZM23 147H25V146H23ZM23 147L21 150H23ZM75 147H77V144L75 145ZM55 149H57V150H55ZM92 152H93V150H92ZM29 153H31V152H29ZM22 155L23 154H21V156ZM249 158H250V160H248ZM17 161L11 159L9 166L12 169L19 170L22 172L24 171L27 173L29 171L28 164H27L28 167L22 168V167H20V165L22 163L18 164L19 162H17ZM231 163L233 164V166L231 167L232 169L228 167V164H231ZM218 164H221V167L223 168L222 173H221V178L223 180V182H222L223 186L215 188L213 186L215 178L209 177V175L211 174V171L216 170V166ZM91 165H92V163H91ZM248 165H250V166H248ZM69 166H71V165H66V169H69ZM246 166H248V169L253 168V169L257 170L256 171V177H257V181L260 182L259 185L257 184V182H253L254 180H252V179H251L252 181L250 179H246V177L244 176L245 175L244 169L246 168ZM6 167H7V165H6ZM93 167L94 166H91L92 171L94 172L96 168L94 169ZM108 167H110V166H108ZM34 168H35V166H34ZM231 170H236L237 173L235 175H232L229 178L227 175H228V172H230ZM32 171H33V169H32ZM57 171H58V173H57V175H55V173ZM35 172H37V171H35ZM215 174L217 177L218 174L217 173H215ZM30 175H32V174H30ZM34 175L36 177L37 174L34 173ZM72 175H71V177H72ZM81 175L84 176L83 174H81ZM73 179H76V177ZM218 179H220V175H219ZM90 180H91V178H90ZM62 181H63V179H62ZM69 181L71 182L70 179L66 182H69ZM40 185L43 187V189H40ZM66 185L68 187V184H66ZM66 185H65V187H66ZM62 187H64V186L62 185ZM259 194L261 196V200L258 199ZM112 196H113V194L111 192H107L103 195L102 198L104 199V201H106V204L104 206L109 207V205L111 204V202H110L111 198H113ZM130 196H131V198H130ZM40 197L43 198L42 199L43 201H39V202L36 201L37 203L32 205V203L35 200H38ZM222 198H224V199H222ZM241 198H242V196H241ZM91 200H92V198H91ZM102 201L103 200H101V203H102ZM220 205H222V204H220ZM244 205L246 206L245 203H244ZM247 205H248V203H247ZM238 208H243V207H242V205H239ZM75 211H76V209H75ZM97 212H100V210ZM101 212H102V214H105L107 212H111V210L106 209V207H105L104 210H102ZM79 213H80L79 216H81V217L84 216V215H82L83 213H81V212H79ZM219 213H221V212H219ZM229 213H231V212H229ZM252 213H254V212H252ZM225 214L227 215L228 212ZM24 218H26V217H24ZM208 219L210 221L209 224H211V222H214V225L211 224L212 226H210L207 229V235L206 236H209V234L214 235L218 231L221 234V236H223L225 238L224 239L225 242L230 241V244H228V246H227V248H228L227 253L232 254L231 251H232V248L234 247L233 250L237 249V251L239 250L240 253H245L248 251L257 250L258 256H261L262 254H264V233H258L259 235L256 236V237H258V240H255L253 243H250L252 241V239L249 238V234H248V232H246L245 228L239 227L240 224L238 222H236L235 224H232L231 226L223 227L224 218H222V216L221 217L220 216L215 217L216 220L214 219L213 221H211L212 218H208ZM241 219H242L241 221L247 222L248 217L244 216ZM256 221H258V227L264 228V220L262 221L261 219H259V220L256 219ZM225 222H226V220H225ZM85 223H86V221H85ZM141 224L142 223L140 222L139 225H141ZM112 225H114V224H112ZM25 226L27 228H29L27 225H25ZM39 226L40 225L36 224V225H34L33 228L36 229ZM72 226H74V227H72ZM26 227H24V228H26ZM104 227H106V226H104ZM20 228H21V226H20ZM24 228H21L22 234H23ZM260 228H258V229H260ZM63 229H65V228H63ZM173 229L175 230L174 233L171 232ZM253 230L255 231V229H253ZM15 231H16V229H15ZM137 231H138V229H137ZM116 233H117V231H116ZM47 234H48V232H47ZM245 234H248V235H247V237L244 238ZM109 240H110V238H109ZM33 242L30 243V245L32 247L34 245H36L39 241H38V239H35V241L33 240ZM204 242L202 240L198 241V243L200 245H204ZM69 243H71L70 246H69ZM10 244L15 245V249L21 251L25 247L24 246L25 245V239H23V238L17 239L15 241H12V243H10ZM158 244L155 246H159ZM124 245H126V244H124V242L119 243L118 248L120 250H122ZM191 247H193V246H191ZM174 249H176V248H174ZM179 249H180V247H179ZM204 252H206V250ZM16 253H18V252H16ZM75 253H76V251H75ZM188 253H190V257H191V255L194 254L193 251L191 252V250L190 251L188 250ZM225 253L226 252L224 251V254ZM235 253H237V252H235ZM197 255H199V254H195L194 258L198 257ZM214 255H215V253H214ZM109 256H111V255L107 254L104 259L105 260L108 259ZM234 256H235V254H234ZM36 257H37V255H36ZM97 257H98V255H97ZM185 257L189 258L188 255ZM14 259H16V258H14ZM26 259H27V261L29 260L28 258H26ZM223 259H225V255L223 256V258L220 256V260H218V263L224 264ZM235 259H229L227 264H238L237 260H235ZM20 260H21V258H20ZM70 260H72V259H70ZM85 260H86V258H85ZM192 260H194V259H192ZM50 261H51V259H50ZM21 262H22V260H21ZM35 262H36V260L31 259L30 264H34ZM123 262H124V260H123ZM207 262H209V261L207 260ZM16 263H20V261H18ZM199 263H201V262H199ZM48 264H56V263H55V261H52V262H48ZM58 264H60V263H58ZM112 264H113V261H112Z\"/></svg>", "mask_w": 264, "mask_h": 264}]
</instances>
